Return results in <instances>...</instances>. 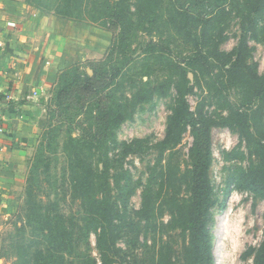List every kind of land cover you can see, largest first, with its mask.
Here are the masks:
<instances>
[{
    "label": "rangeland",
    "instance_id": "1",
    "mask_svg": "<svg viewBox=\"0 0 264 264\" xmlns=\"http://www.w3.org/2000/svg\"><path fill=\"white\" fill-rule=\"evenodd\" d=\"M87 1L88 7H93L95 0ZM156 1L157 11L143 10L150 15L133 31L128 47L113 57L129 63L118 79L119 87L114 88L122 103L131 100L136 91L131 88L132 81L137 85H158L169 79L175 82L167 97H155L152 103L139 107L134 117L117 130L116 144L110 147L107 167L120 185L115 188L111 180L110 203L119 213L114 221L113 264H188L191 257L190 233L179 224L181 218L172 214L179 206L186 208L183 203H190L188 180L177 182L181 188L176 189L175 197L166 195V189L158 185L149 206L151 214L145 218L139 214L144 186L157 163L166 167L171 161L170 171L174 173L175 166L184 173L192 168L189 151L193 138L189 128L172 151L166 150L161 156L159 149L179 92L188 82L186 77H177L179 68H185L189 76L192 71L186 64L192 60H196L197 67L202 63L209 66V70L201 67L190 82L194 90L187 100L192 112L197 113L200 107L211 120L221 121L239 110L247 115L256 140L264 141V95L258 96V82L245 78L243 69L232 75L225 72L236 62L235 51L246 40L250 54L244 62L257 65L258 75L264 77V11L257 28L251 27L258 0ZM59 4L68 7L69 0H0V74L6 77V71L11 73L22 62L33 64L39 74L50 71L57 76L50 83L42 74L34 77L33 84L39 82L43 89L30 101L33 107L16 112L25 117L21 127L30 128L31 137L22 138L17 146L2 147L16 150L11 155L0 152V264H60L61 256L64 264H80L81 254L101 264L96 235L90 234L89 247L78 239L87 215L73 201L71 177L67 180L63 174L65 161L60 157L53 160V155L64 151L70 136L68 127L61 133L51 129L56 123L53 115L60 77L72 67L81 75H91L90 62L111 53L113 33L105 23L66 17L56 10ZM31 64L26 69H32ZM221 66L224 72L219 70ZM84 118L81 116L82 122ZM72 135L78 137L79 130ZM136 140L142 144L129 151L126 146ZM41 145L53 157L46 167V160L38 153ZM212 148L211 235L215 264H253V257L243 254L264 241V200L241 189L234 174L239 168L257 165L261 155L255 148L251 152L245 141L241 143L238 131L231 127L212 128ZM14 154L20 155V161ZM98 165L95 160L94 168ZM126 184L132 190L129 196V190L122 192ZM38 215L43 221L38 222ZM63 232L72 237L70 250L59 249L55 241L56 235Z\"/></svg>",
    "mask_w": 264,
    "mask_h": 264
},
{
    "label": "trees",
    "instance_id": "2",
    "mask_svg": "<svg viewBox=\"0 0 264 264\" xmlns=\"http://www.w3.org/2000/svg\"><path fill=\"white\" fill-rule=\"evenodd\" d=\"M89 3L87 0H69L68 7L59 4L56 6V10L68 18L76 17L74 19L87 20L91 23H105L104 25H107L113 33L111 53L99 61L90 62L91 75L88 73L81 75L77 68L76 70L72 67L66 70V75L69 74L68 77H65L66 75L60 77V87L56 94L53 115L56 117V123L51 131L61 133L64 127H68L70 136L63 146L64 151L59 155H53L54 158L47 155L48 151L45 145L40 146L38 153L42 159L46 160L45 167L50 158L58 161L60 157L65 161V166L62 169L67 180L71 177L73 201L78 202L79 207L87 215L84 218L83 229L80 231L78 239L89 247V236L94 233L97 237V249L101 256V264H113L110 258L116 246V236L113 233L116 227L114 221L119 217V213L115 204L110 203V195L113 190L111 180L114 179L115 188L119 189L120 185L119 180L110 175L107 167L110 147L116 144V132L122 124L131 120L139 107L152 103L155 97H167L175 82L169 79L158 85H137L132 81L131 88L136 91L131 100L122 103L115 95L114 88L119 87L118 79L123 75L124 67L129 63L124 58L113 57L128 47L127 43L131 41L133 31L146 20V16L150 15V12L144 13L143 10L157 11L159 4L156 0H100V4H98V0H95L93 8L88 7ZM139 4L146 5V7H138ZM263 11L264 0H258L255 4L256 16L251 22L252 29L257 28V20L262 17ZM137 17V23L134 24ZM235 53L236 62L232 63L229 69H225V72L232 75L237 70L243 69L245 78L258 82V96L264 95V77L258 75L257 65H247L244 62L250 54L246 40L242 41ZM186 65H189L188 68L191 69L194 77L197 76L201 67H207L209 70V66L204 63L197 67L196 60H192L190 64ZM219 70L224 72L223 66ZM179 76L181 80L186 77L188 82L184 85V90L179 92L174 113L168 122L166 135L159 144V149L161 156L166 150L172 151L189 128L193 138L189 151L192 168L184 173L178 169V166H175L174 173L170 171L171 161L166 167L162 166L160 162L157 163L151 169L144 186L143 207L139 214L143 218L151 214L149 206L153 204L154 190L158 185L161 190L166 189V195L171 194L175 197L176 189L181 188L177 182L188 180L190 203H183L186 208L179 206L177 211L172 210L174 218L179 216V219L181 218L179 224L190 233L192 253L188 264H215L213 236L211 235V206L214 204L210 178L213 162L212 128L231 127L236 129L241 143L245 141L250 151L255 148L261 155V160L257 165L252 164L248 169L239 168L234 174V178L241 189L250 191L263 200L264 141L256 140L251 132L247 115L242 114L239 110L221 121L211 120L200 107L197 113L192 112L187 96L193 94L194 86L190 84L191 80L186 75L185 68H179L177 77ZM121 84L123 85L122 82ZM5 97V94L0 93V100ZM83 115L85 118L82 122L80 118ZM78 130L79 136L73 137L72 132L75 133ZM137 144L141 145L142 142L136 140L126 147L131 151V147ZM174 155L175 152L170 155V159ZM94 157L99 164L96 169L94 168ZM128 180L130 181V179ZM36 186L41 188L38 183ZM125 190H129L128 196L132 193L130 184H126L122 192ZM28 204H31L30 200ZM40 217L41 215H38L37 218ZM47 217L49 218V216ZM40 221L43 220L39 219L38 222ZM71 238L63 232L56 235L55 241L59 249L65 247L70 250L73 244ZM243 255L244 257H253V264H264V241L258 248L250 247ZM81 257L83 260L80 264H97L91 256L81 254ZM59 262L64 264L62 256Z\"/></svg>",
    "mask_w": 264,
    "mask_h": 264
},
{
    "label": "crops",
    "instance_id": "3",
    "mask_svg": "<svg viewBox=\"0 0 264 264\" xmlns=\"http://www.w3.org/2000/svg\"><path fill=\"white\" fill-rule=\"evenodd\" d=\"M30 64L19 62L16 70H12L11 73H7V71L4 73L6 77L0 74V93H4L6 96L3 101H0V107L8 105L7 108L0 110V126L3 127V133L0 135V152L8 153V155L13 154L16 150L9 147L3 149L2 147L17 146L19 142L22 144L20 141L22 138L29 139L31 137L30 128L21 127L25 117H20L16 112L33 107L30 106V101L35 93L39 94V90L43 89L39 82L33 84L34 77L42 74L46 76L45 81L47 80L48 83L51 80L55 81L57 77L56 73L50 71L39 74L33 64H31L32 69H26L30 67ZM45 83L47 85V82ZM19 157L20 155L14 154V158H18L20 161Z\"/></svg>",
    "mask_w": 264,
    "mask_h": 264
},
{
    "label": "built area",
    "instance_id": "4",
    "mask_svg": "<svg viewBox=\"0 0 264 264\" xmlns=\"http://www.w3.org/2000/svg\"><path fill=\"white\" fill-rule=\"evenodd\" d=\"M2 47H3V44H2V42H0V48H2ZM2 133H3V129L0 126V135H2Z\"/></svg>",
    "mask_w": 264,
    "mask_h": 264
},
{
    "label": "water",
    "instance_id": "5",
    "mask_svg": "<svg viewBox=\"0 0 264 264\" xmlns=\"http://www.w3.org/2000/svg\"><path fill=\"white\" fill-rule=\"evenodd\" d=\"M189 78L191 81H193V74L192 73L189 74Z\"/></svg>",
    "mask_w": 264,
    "mask_h": 264
}]
</instances>
